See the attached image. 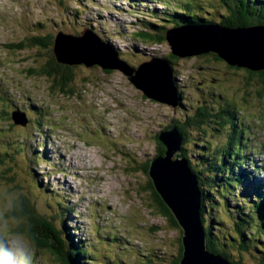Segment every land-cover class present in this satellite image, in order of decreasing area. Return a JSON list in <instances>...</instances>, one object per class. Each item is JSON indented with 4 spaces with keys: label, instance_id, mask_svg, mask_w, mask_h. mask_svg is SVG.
Returning a JSON list of instances; mask_svg holds the SVG:
<instances>
[{
    "label": "rangeland",
    "instance_id": "1",
    "mask_svg": "<svg viewBox=\"0 0 264 264\" xmlns=\"http://www.w3.org/2000/svg\"><path fill=\"white\" fill-rule=\"evenodd\" d=\"M166 1L174 5L171 8L188 7L192 13L193 5H198L208 17H216V9L225 11L213 0H0V237H8L0 244L15 251L12 241H17L30 264L60 262L47 248L10 232L16 223L7 214L17 192L27 195L37 212L59 229L65 220L71 247L82 242L89 264H170L181 230L154 209L149 191L139 189L148 173L133 174L127 168L134 154L141 162L155 157V135L173 117L192 114L199 100L213 109L225 103L235 111L236 130L242 132L232 144L233 162L225 159L224 166L231 165L226 174L224 166L216 171L211 168L213 159H200L196 152L210 153L225 145L229 124L205 117L188 128L182 150L189 165L221 176L203 188L207 193L203 226L218 233V243L232 264L264 262V215L251 196L260 193L264 198V93L257 94L263 83L250 78L246 68L211 57L193 55L173 62L166 40L146 45L134 39L135 27L145 21L142 16L164 15ZM165 21L166 29L174 23ZM57 32L95 34L110 49L106 66L113 64L114 51L135 67L151 57L166 58L186 109L146 98L122 72L92 64L75 68L65 87L73 91L51 89L49 76L28 72V68L39 72L50 56V44L46 50L25 45L21 51L11 45L26 43L32 36L49 42ZM89 48L96 52L80 53L81 60L100 56V47ZM15 109L25 112V122L10 118ZM217 156L220 159L221 152ZM7 168H14L17 188L11 189L13 183L5 179ZM234 177L239 178L237 184ZM235 222L245 225L242 239ZM238 239L247 244L239 247ZM68 246L64 244L65 252ZM18 262L19 255L14 264Z\"/></svg>",
    "mask_w": 264,
    "mask_h": 264
},
{
    "label": "water",
    "instance_id": "2",
    "mask_svg": "<svg viewBox=\"0 0 264 264\" xmlns=\"http://www.w3.org/2000/svg\"><path fill=\"white\" fill-rule=\"evenodd\" d=\"M56 34L53 54L59 63L92 64L107 70L117 69L146 98L172 105L174 109L179 105L181 96L172 66L166 58L151 57L135 67L123 61L114 51L113 64L106 66V62L111 60L105 56L110 55V49L95 34L92 33L94 37L86 32L78 36L63 32ZM87 38L101 48L99 58L93 61L81 60L73 52L79 44L87 42ZM165 40L169 44L170 54L177 58L213 52L230 66L251 71L264 70V25L261 24L238 27L215 23L182 25L166 30ZM104 50L107 54H104ZM18 110L11 112L12 120L25 122V113ZM157 139L165 147L164 154L150 160L147 173L156 193L182 231V253L178 264H232L221 254L207 250L206 234L200 217L198 180L182 153L181 132L172 126L159 132Z\"/></svg>",
    "mask_w": 264,
    "mask_h": 264
},
{
    "label": "trees",
    "instance_id": "3",
    "mask_svg": "<svg viewBox=\"0 0 264 264\" xmlns=\"http://www.w3.org/2000/svg\"><path fill=\"white\" fill-rule=\"evenodd\" d=\"M213 1H219L222 4V7H224L225 9L223 14L216 11L217 9L215 8L216 10L214 12L215 14H217L215 15L216 17L213 16L208 17L206 16V14L202 13L203 10L199 12L197 7L198 5H193V7L196 8V12L192 13L188 7L181 8L180 6L177 5L178 8H171L174 5H169L170 2L166 1V3L164 4V8H165V10L163 11L164 15H160L158 12H155L151 15H147V17L150 16L148 17L149 19H147L146 16H145L146 18L142 16V18L145 21H143L142 26L137 25V27H135L132 36L138 42H143L146 45H155V44L159 45L165 41L166 30L173 27H179L182 25H192V24L195 25V24H207V23L221 24L228 27L250 26V25H258V24L264 25V0H213ZM177 3L178 2H176V4ZM217 17H219L218 18L219 20H217ZM171 18H173L174 21H172ZM165 20L174 23L170 25L171 27L168 26L166 29ZM176 21H180V22H176ZM49 44H50V50L48 53L50 54V56H48L47 61L41 67L38 68L39 72L29 68H28V72L49 76L50 79L52 80L51 89L55 88L58 91L71 92L73 90L70 87L67 88L65 87L68 86V83L73 79L72 77L74 76V70L76 67L79 66V64L59 63L53 54L54 39L48 42L46 38L40 36H32L27 39L26 43L20 42L13 44L11 46L19 49L20 51L23 50L25 45L34 46L35 48H41L46 50ZM201 56L206 58L211 57L216 61L224 62L220 57H218L216 53L213 52L204 53L201 54ZM169 57L173 59L172 60L173 62L179 59L174 57L170 53H169ZM92 66H98V65H92ZM106 71L110 72L108 70ZM247 72L250 78L256 77L259 82L263 83V87H264V70L251 71L247 69ZM204 91H206L207 94H212L211 91L205 89ZM262 93H264V88H261L260 90L257 91V94L259 96ZM204 101L201 102V100H199L198 106L196 107L192 106V108L194 107L192 114L186 113L185 116H183L181 119L173 117L169 121L170 123L164 128V130L172 126H176L179 132H181L182 139L184 142L187 140L188 128L192 126H198L199 124L203 123L202 121H204L205 117L216 118L215 120L216 121L219 120L220 125H223L224 123H228L229 140L225 145L213 149L210 153L196 152L198 156H200V159L201 157L206 158L207 156H209L208 157L209 159H213L211 168L218 171L220 170V167L222 168L225 165L224 162L226 157L231 158L230 161L233 162L232 159L235 158L236 151L235 149L233 151L232 144L236 139L240 138L242 132L240 130L238 131L236 130L235 118L237 115L235 114V111L233 109L227 107L225 103L219 107H215L216 109H213L209 107V106L212 107V105H209L206 102V100ZM183 103L184 102L181 99L179 101V105L177 106V108L186 109ZM211 110H214L215 112ZM10 118L12 119L11 113H10ZM158 133L155 135L156 139ZM164 150L165 147L157 139V150L155 156H162L164 154ZM3 152H5V150H3ZM3 152L1 151V153L4 155ZM219 152H221L220 159L217 156V153ZM182 153L183 155H185L184 150H182ZM151 159H147L144 162H141V160H139L134 154L131 157L132 165L129 168H127V170L131 171L133 174H139L141 172L142 174L145 173V175H147V169ZM229 166L231 165L227 164V166H224L223 168L226 174H228V171L230 169ZM190 168L192 169L191 171L196 175L197 180H199L198 185L201 191L200 217L202 224L203 223L205 224L206 222L205 219L203 220L204 217L203 214L205 212V207H206L207 193H205V190L203 188L206 187L207 183H209L210 186L214 185L215 183L218 182L221 176H218L220 175V173L219 174L216 173L215 175L211 176L210 173L204 171L203 166L201 165L193 164L192 166H190ZM6 170L7 173L5 179L9 182V185L13 183V185H11V189L17 188V186L14 184V175L12 174V172H14V168H12L11 170L7 168ZM214 176H217V178H215ZM238 181L239 178H235V184H237ZM139 189L144 191L145 190L149 191V200L152 203L154 209L162 217H164L171 226L180 228L178 226L177 221L174 219L171 211L168 209V207L164 204V202L161 200L159 195L156 193L150 179H146L144 181V184L139 186ZM251 196L253 197V200L258 201V203H256V206L262 208V215H264V198L260 199L262 195L260 193H255L254 195L251 194ZM12 201H13L11 205L12 208L7 214L16 223L15 227H13L10 230L12 234L21 235L24 237V239L28 238L30 242L33 243L36 247L39 248L44 247V249L47 248L48 250L47 249L46 250L54 257V261L56 257L57 260L60 262V264H79L82 262H84L85 264L91 263L87 261V259L89 258V255L87 256L88 250L83 247L82 242L73 243L72 244L73 248L71 247V243L69 241V233L67 231V225L65 223V220L63 221V226H61L60 224V229H59L53 224L52 220L46 218L45 216L37 212L35 205L30 201L29 197L24 193L17 192L16 194H14V198ZM235 225L237 227L236 228L237 235L241 239L244 238L245 225L243 227H239L237 222H235ZM206 226H204V231L206 234L207 250L211 253L221 254L228 261L233 263L228 258V255L226 254L224 249L218 243V240H220L221 237L218 236V233L216 231ZM249 237L251 236H248L247 238ZM245 241L247 244V240ZM245 241H242L240 243L238 239L239 247L241 245L244 246L243 244H245ZM258 241H260V239H258ZM65 243L69 245L68 248L70 247L73 250V252L72 250H70V248L69 250L67 249L68 250L67 252L64 251L66 250L64 247ZM3 244L5 245L4 242ZM176 249H177L176 252L174 253V255H172L170 264H178L181 258L182 245L180 239L178 241V246ZM262 264H264V262Z\"/></svg>",
    "mask_w": 264,
    "mask_h": 264
},
{
    "label": "clouds",
    "instance_id": "4",
    "mask_svg": "<svg viewBox=\"0 0 264 264\" xmlns=\"http://www.w3.org/2000/svg\"><path fill=\"white\" fill-rule=\"evenodd\" d=\"M0 239H8V237L4 236ZM12 244L15 251L9 250L4 244H0V264H14L17 255L20 257V264H30L31 258L23 251L22 245H19L15 240L12 241Z\"/></svg>",
    "mask_w": 264,
    "mask_h": 264
},
{
    "label": "bare ground",
    "instance_id": "5",
    "mask_svg": "<svg viewBox=\"0 0 264 264\" xmlns=\"http://www.w3.org/2000/svg\"><path fill=\"white\" fill-rule=\"evenodd\" d=\"M86 33H88V35L89 36H91V37H94V35L92 34V33H90V32H86ZM88 39V41L87 42H82L81 44H79L77 47H76V50L75 51H73V52H76V54L77 55H79L80 53H83L84 51H86V50H88V49H91V50H93V51H95V48H89V47H91V46H93V45H95L93 42H91V40H90V38H87ZM76 44H78V43H76ZM77 51H79L78 53H77ZM96 52V51H95ZM97 52H98V50H97ZM236 159H239V158H236ZM243 165V164H242ZM233 167V166H232ZM251 168V167H250ZM192 170V169H191ZM234 170V169H233ZM246 173V172H245ZM240 174V173H239ZM238 174V175H239ZM199 181V180H198ZM254 185V184H253ZM248 199V198H247ZM246 204V203H245ZM251 206H252V204H250ZM249 207V206H248Z\"/></svg>",
    "mask_w": 264,
    "mask_h": 264
},
{
    "label": "flooded vegetation",
    "instance_id": "6",
    "mask_svg": "<svg viewBox=\"0 0 264 264\" xmlns=\"http://www.w3.org/2000/svg\"><path fill=\"white\" fill-rule=\"evenodd\" d=\"M182 99V98H181Z\"/></svg>",
    "mask_w": 264,
    "mask_h": 264
}]
</instances>
